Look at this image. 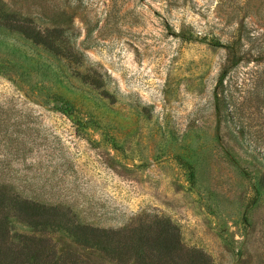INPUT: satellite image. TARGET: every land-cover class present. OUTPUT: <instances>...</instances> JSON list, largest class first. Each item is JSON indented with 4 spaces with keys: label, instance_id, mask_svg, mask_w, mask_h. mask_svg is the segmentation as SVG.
<instances>
[{
    "label": "rangeland",
    "instance_id": "1",
    "mask_svg": "<svg viewBox=\"0 0 264 264\" xmlns=\"http://www.w3.org/2000/svg\"><path fill=\"white\" fill-rule=\"evenodd\" d=\"M0 185L123 248L10 211L4 252L264 264V0H0ZM167 220L172 261L126 250Z\"/></svg>",
    "mask_w": 264,
    "mask_h": 264
},
{
    "label": "trees",
    "instance_id": "2",
    "mask_svg": "<svg viewBox=\"0 0 264 264\" xmlns=\"http://www.w3.org/2000/svg\"><path fill=\"white\" fill-rule=\"evenodd\" d=\"M0 210L1 213L6 212L0 216V264H22V262L16 263L18 259L16 255L20 257V252H26L25 256L28 257L25 262L36 264H54L53 256H47L44 248L41 252L30 247V243L25 242L23 249L14 251L12 247L8 246V250L3 251L2 244L7 241L11 235L12 215L10 211H14L17 214H13L17 219H23L26 221L35 231H45L48 229H54L56 222L57 225H63L59 229H64L79 245L86 247H95L104 252L123 251L119 240H116L112 235V231L92 227L76 221L74 217H69L66 213L59 211L54 205H47L35 200L22 198L18 194H11L8 192V187L0 185ZM60 217V220L57 218ZM65 219V220H64ZM72 223V224H70ZM166 226H160V230L157 236L152 237L148 230L140 231L138 236H135L133 243L124 244L127 251L136 253L140 258L148 257L151 261L158 260L159 262L168 263L169 260H173L175 254L180 247L179 231L170 221H166ZM133 236V235H132ZM131 236V238H132ZM34 240V238L26 236L28 241ZM4 241V242H2ZM115 249V250H114ZM11 254L8 255V251ZM153 250L155 252H153ZM157 251V252H156ZM156 253V254H154ZM33 259V261H31Z\"/></svg>",
    "mask_w": 264,
    "mask_h": 264
}]
</instances>
